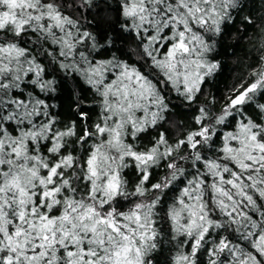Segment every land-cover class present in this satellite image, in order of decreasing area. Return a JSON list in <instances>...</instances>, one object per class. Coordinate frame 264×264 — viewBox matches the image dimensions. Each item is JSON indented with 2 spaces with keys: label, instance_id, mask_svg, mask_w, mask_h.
Masks as SVG:
<instances>
[{
  "label": "snow or ice",
  "instance_id": "snow-or-ice-1",
  "mask_svg": "<svg viewBox=\"0 0 264 264\" xmlns=\"http://www.w3.org/2000/svg\"><path fill=\"white\" fill-rule=\"evenodd\" d=\"M250 2L0 0V264H264Z\"/></svg>",
  "mask_w": 264,
  "mask_h": 264
},
{
  "label": "trees",
  "instance_id": "trees-1",
  "mask_svg": "<svg viewBox=\"0 0 264 264\" xmlns=\"http://www.w3.org/2000/svg\"><path fill=\"white\" fill-rule=\"evenodd\" d=\"M249 8L253 13L254 17H258L264 14V6L261 5L260 0H254L253 2L249 3ZM260 27L259 22H257L256 28ZM259 35L256 29L250 28L248 30L247 36L245 39L239 41V46L235 48H229L228 54L226 56L220 57L224 64V69L222 75L213 82V84L209 85V90L213 93H217V89L221 90L218 94L222 95L223 92L227 89V87L234 82V80L244 71L246 68L241 67V61L244 64L250 62L252 57L248 55L251 51V45L258 42ZM229 44L235 43L234 40L231 38L228 41ZM235 51L236 55L233 56L232 52ZM192 113H187L186 117H190Z\"/></svg>",
  "mask_w": 264,
  "mask_h": 264
}]
</instances>
